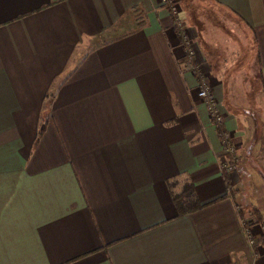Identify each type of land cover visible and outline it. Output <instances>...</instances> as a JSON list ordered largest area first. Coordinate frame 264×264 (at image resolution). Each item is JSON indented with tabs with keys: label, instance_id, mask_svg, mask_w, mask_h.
I'll list each match as a JSON object with an SVG mask.
<instances>
[{
	"label": "crops",
	"instance_id": "0c3cea01",
	"mask_svg": "<svg viewBox=\"0 0 264 264\" xmlns=\"http://www.w3.org/2000/svg\"><path fill=\"white\" fill-rule=\"evenodd\" d=\"M174 1L177 18L163 0H0V264H264V142L244 144L234 89L254 76L264 103V0ZM222 21L252 37L246 75L204 39ZM186 186L203 205L179 214Z\"/></svg>",
	"mask_w": 264,
	"mask_h": 264
},
{
	"label": "rangeland",
	"instance_id": "374dc122",
	"mask_svg": "<svg viewBox=\"0 0 264 264\" xmlns=\"http://www.w3.org/2000/svg\"><path fill=\"white\" fill-rule=\"evenodd\" d=\"M138 16L130 15L128 18L129 23H125L124 25L129 26L130 22L138 21ZM220 28L215 29L217 31L215 33L214 29L212 32H208V36H204L205 41L209 40L214 43L218 53L221 56L227 55L228 63L227 67L229 69H242L246 75L248 70V56L246 54V49L251 55L253 53V41L252 37L249 35V31L245 30L244 35L242 34V30L238 29L233 23H228L227 21L220 22ZM205 34V35H206ZM217 36V37H216ZM227 46L225 48L224 46ZM225 52H224V51ZM235 81L240 80L239 85L235 86L234 89L237 90V97L242 101L241 104L236 107L235 114H237L241 125H243V129L248 133L245 136L244 144L248 147V145H252L256 142L257 145H260L264 142V103L263 101L258 102L254 100V92L258 88V81L254 79V76L248 77V79H241L239 76H235ZM250 93V94H249ZM250 148V146H249ZM253 159L257 164V169L259 171H264L262 168V160L264 148L255 147L254 150H251ZM243 165L239 163V168H242ZM262 169V170H261ZM254 188L250 190L252 192Z\"/></svg>",
	"mask_w": 264,
	"mask_h": 264
},
{
	"label": "built area",
	"instance_id": "2783aa9c",
	"mask_svg": "<svg viewBox=\"0 0 264 264\" xmlns=\"http://www.w3.org/2000/svg\"><path fill=\"white\" fill-rule=\"evenodd\" d=\"M163 3L169 7L170 13L177 18L179 12H180V6H178L174 0H163ZM177 25L180 27L181 31L180 35L183 37V39L186 41L185 44H187V54L190 58L194 56V48L190 44V39L188 36V33L186 30L183 29L182 22L177 20ZM190 67L192 72L197 75V95L204 101V103L208 106L210 115L212 116V120H214V125L218 128V134L222 140V146L224 148V152H230L233 156L236 154V148L234 145V142L232 140L231 135L226 132V130L221 128V125L223 123V116L221 113H219L218 108L216 107V103L214 100V94H212V88L210 83L207 82V79L203 72H201L199 69H197V66H194L193 64H190ZM246 237L248 239V243L253 246L256 240L255 234L253 232V229L250 227H245V233Z\"/></svg>",
	"mask_w": 264,
	"mask_h": 264
},
{
	"label": "trees",
	"instance_id": "16d2710c",
	"mask_svg": "<svg viewBox=\"0 0 264 264\" xmlns=\"http://www.w3.org/2000/svg\"><path fill=\"white\" fill-rule=\"evenodd\" d=\"M174 202L178 208L179 214H187L193 210H199L202 205L197 201L194 196L192 187H183L181 190L173 194Z\"/></svg>",
	"mask_w": 264,
	"mask_h": 264
}]
</instances>
